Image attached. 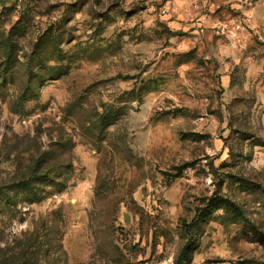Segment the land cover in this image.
<instances>
[{"label":"rangeland","instance_id":"rangeland-1","mask_svg":"<svg viewBox=\"0 0 264 264\" xmlns=\"http://www.w3.org/2000/svg\"><path fill=\"white\" fill-rule=\"evenodd\" d=\"M44 173L0 264H264V0H0V189Z\"/></svg>","mask_w":264,"mask_h":264},{"label":"trees","instance_id":"trees-1","mask_svg":"<svg viewBox=\"0 0 264 264\" xmlns=\"http://www.w3.org/2000/svg\"><path fill=\"white\" fill-rule=\"evenodd\" d=\"M37 178H34L36 181L38 179V182L35 183L38 186H35L34 182L32 180H25L22 182H19L15 185H13L7 192H4L2 189H0V205L2 203L7 204H14L16 199H18V196L24 193L23 202L29 201L30 203L33 202H40L45 197V190L41 188V184L39 183H55L54 179H52L48 174H38L36 176ZM57 183V182H56ZM22 190V191H21ZM13 191V196H10ZM187 246H185L182 250V256L183 257L186 253Z\"/></svg>","mask_w":264,"mask_h":264}]
</instances>
